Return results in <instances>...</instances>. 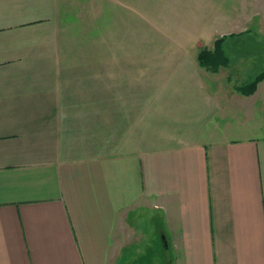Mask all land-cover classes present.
I'll list each match as a JSON object with an SVG mask.
<instances>
[{"label": "crops", "instance_id": "0c3cea01", "mask_svg": "<svg viewBox=\"0 0 264 264\" xmlns=\"http://www.w3.org/2000/svg\"><path fill=\"white\" fill-rule=\"evenodd\" d=\"M66 7L0 0V264H264L259 65L208 71L158 12L166 39L71 65Z\"/></svg>", "mask_w": 264, "mask_h": 264}, {"label": "rangeland", "instance_id": "374dc122", "mask_svg": "<svg viewBox=\"0 0 264 264\" xmlns=\"http://www.w3.org/2000/svg\"><path fill=\"white\" fill-rule=\"evenodd\" d=\"M156 12L159 13V21L163 22L162 28L167 27L165 22L171 26L169 23L177 20L179 22L173 27L186 28L189 40L198 38L209 41L210 38L215 41L225 35L222 33L233 30L240 33L237 31L245 32L249 29L264 34V0H67L65 44L62 48L64 56L68 58L67 62L71 65H92L93 48L100 50L104 62L108 58V47L129 45L139 48L144 43L166 39L160 31L147 35L149 28L141 16L145 13L148 18ZM239 13L245 23L249 24L248 29L235 24L240 17ZM223 14L226 16L225 20L222 19ZM221 22H226L231 28L220 30ZM214 46L215 44L208 48L213 49ZM249 64L246 60L242 65L248 68ZM239 65L235 67H243ZM225 66H219V71ZM148 215V212L141 213L138 217L126 214V221H143ZM154 226L157 227V234L160 226ZM132 230L134 236L138 231L135 225Z\"/></svg>", "mask_w": 264, "mask_h": 264}, {"label": "trees", "instance_id": "16d2710c", "mask_svg": "<svg viewBox=\"0 0 264 264\" xmlns=\"http://www.w3.org/2000/svg\"><path fill=\"white\" fill-rule=\"evenodd\" d=\"M213 44H215L213 49L204 46L198 53L200 65L210 72H218L219 66L222 65H234L241 58L252 59L257 66H261H258L253 77L249 76L247 81L237 85V90L241 94L245 96L253 94L259 82L264 80V38L248 29L245 32L223 35Z\"/></svg>", "mask_w": 264, "mask_h": 264}]
</instances>
